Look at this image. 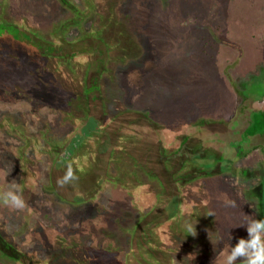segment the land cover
<instances>
[{"label":"rangeland","instance_id":"obj_1","mask_svg":"<svg viewBox=\"0 0 264 264\" xmlns=\"http://www.w3.org/2000/svg\"><path fill=\"white\" fill-rule=\"evenodd\" d=\"M72 1L79 4L82 0ZM115 8L139 48L126 61L115 56L113 70L121 96L116 95L114 102L122 104L123 110L148 114L161 126V133L169 128L182 130L218 159L198 164V168L206 165L210 173L190 187L188 199L204 207L184 215L182 224L185 229L191 224L196 231L183 232L199 251L189 264H221V253L235 247L239 238H248L244 224L251 218L260 220L264 213L262 196L256 192H264V137L241 143L249 113L264 108L259 95L264 88V0H119ZM0 18L28 20L37 29L39 41L56 40L54 46L61 47L63 39L57 29L63 28L71 14L58 0H0ZM98 19L102 18L96 13L85 28ZM92 62H83V78L88 77ZM7 120L31 142L27 145L20 135L0 128V191L15 181L26 203L23 210L0 205V228L16 237L17 249L45 259L57 236L70 238L86 232L89 243H95L102 229L121 252L129 249L139 223L129 194L120 187H106L86 203L78 191L58 192L52 183L51 155H36L31 149V140L34 144L37 139L60 140L71 127L61 125V118L47 109L34 113L27 102L11 103L0 96V125ZM203 120L214 125L208 130L197 128ZM48 128L52 132L44 136ZM19 146L26 148L24 163L30 155L34 157L30 156L34 161L30 171L38 176L35 183L30 171L19 164ZM244 259L238 257L234 264ZM0 264L16 263L0 253Z\"/></svg>","mask_w":264,"mask_h":264},{"label":"trees","instance_id":"obj_2","mask_svg":"<svg viewBox=\"0 0 264 264\" xmlns=\"http://www.w3.org/2000/svg\"><path fill=\"white\" fill-rule=\"evenodd\" d=\"M58 1L71 14L63 28L57 29L63 39L61 47L54 46L56 40L45 44L39 41L37 29L28 20L0 18V96L11 103L27 102L34 113L47 109L61 118V125L71 127L61 141L50 137L49 141L37 139L34 144L31 140L36 155H51L52 183L58 192L78 191L88 203L106 187H120L129 194L139 223L131 234L129 249L123 252L102 229L95 243H89L86 232L70 238L57 236L49 256L39 259L17 249L16 237L0 228V253L16 264H189L190 257L199 251L197 243L184 237L182 222L184 215L204 207L188 199L190 187L210 173L206 165L198 168V164L218 159L182 130L169 128V132L161 133V126L148 114L123 110L122 104L114 102L116 95L121 96L113 70L115 56H123L126 61L139 48L127 21L116 15L119 0H82L79 4ZM96 13L101 21L85 28ZM189 56L193 57L191 53ZM90 59L93 62L88 65V77L86 74L83 78V62ZM259 95L264 98V88ZM248 119L241 143L264 137V108L251 111ZM210 125L214 122L203 120L195 126L208 130ZM138 127L148 129L140 134L125 133ZM0 128L20 135L25 144L31 145L11 121H4ZM51 132L48 128L44 136ZM24 147L19 146L16 154L20 166L30 171L34 166L30 156L34 157L30 155L24 163ZM68 164L77 179L58 187L56 181ZM29 175L35 183L38 176L32 171ZM256 192L264 203L263 189ZM260 216L264 219V213Z\"/></svg>","mask_w":264,"mask_h":264},{"label":"clouds","instance_id":"obj_3","mask_svg":"<svg viewBox=\"0 0 264 264\" xmlns=\"http://www.w3.org/2000/svg\"><path fill=\"white\" fill-rule=\"evenodd\" d=\"M76 179L72 165L68 164L64 175L57 179L56 184L63 188ZM228 203L231 205V202ZM0 205L13 210H23L26 207L20 184L13 181L8 183L5 190L0 191ZM244 225H247L248 238H239L235 247L229 246L230 251L221 253V264H234L238 257L245 258L241 264H264V219L251 218ZM186 231L189 234L196 233L195 226L188 224ZM222 239L223 237H220V240Z\"/></svg>","mask_w":264,"mask_h":264}]
</instances>
